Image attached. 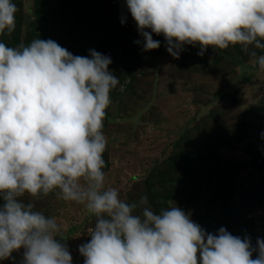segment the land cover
I'll return each instance as SVG.
<instances>
[{"label":"clouds","instance_id":"1","mask_svg":"<svg viewBox=\"0 0 264 264\" xmlns=\"http://www.w3.org/2000/svg\"><path fill=\"white\" fill-rule=\"evenodd\" d=\"M126 7L144 51L160 47L153 34L176 59L185 45L199 46V56L240 45L264 69L255 51L264 52V0H126ZM17 11L13 0H0V36L15 31ZM90 57L51 39L0 41V261L23 249L22 264H72L56 218L34 203L54 193L95 218L90 241L79 246L84 264H264V239L253 248L224 227L206 233L175 204L157 213L147 195L128 203L105 186L106 110L124 85L110 57L95 50Z\"/></svg>","mask_w":264,"mask_h":264},{"label":"rangeland","instance_id":"2","mask_svg":"<svg viewBox=\"0 0 264 264\" xmlns=\"http://www.w3.org/2000/svg\"><path fill=\"white\" fill-rule=\"evenodd\" d=\"M13 2L18 9L15 31L0 36L8 46L28 45L36 30L41 39L47 37L73 55L91 58V50L100 49L97 52L111 58L109 69L124 90H112L106 110L105 186L116 188L128 203L147 195L159 213L160 199L147 192L157 165L183 149L212 148L221 163L218 176L186 213L211 234H218L217 221L225 217L223 227L241 239L249 238L256 248L257 239H264V114L258 112L264 108V69L255 57L240 45L225 49L237 56L235 61L210 54L211 47L199 56V46L185 45L176 59L166 50L164 37L156 34L153 39L160 41V47L144 51L126 0ZM54 8L61 11L57 14ZM57 15L74 25L71 42L58 35L63 26L57 28ZM104 39L99 47L96 40ZM255 51L258 55L261 50ZM221 74L224 77H218ZM34 203L36 210L56 218L59 234L65 237L56 239L68 248L72 264H84L79 246L90 241L95 218L83 205L57 199L54 193ZM23 251L0 264H22ZM257 255L254 251L252 258Z\"/></svg>","mask_w":264,"mask_h":264},{"label":"trees","instance_id":"3","mask_svg":"<svg viewBox=\"0 0 264 264\" xmlns=\"http://www.w3.org/2000/svg\"><path fill=\"white\" fill-rule=\"evenodd\" d=\"M53 10L57 14L61 11V9L58 10V8H54ZM57 16H59L56 24L57 28L63 26V29L60 31L58 30V35L63 37L66 41L68 40L71 42L70 39H73V30L75 31L74 25L68 22L66 17L62 15ZM54 32L55 31H51L50 35L54 36ZM101 32L102 31L99 33L101 34ZM104 33H107V31L105 30ZM30 37L29 40L40 38L36 30L31 32ZM44 40H48L47 37ZM90 40L91 42L93 41V39ZM106 41L107 39H104V41L96 40V44L99 47H102ZM11 46L14 47L15 44H12ZM235 49L237 52L238 49ZM99 50L100 49L97 51ZM208 51L210 54L214 53L218 56L229 57L234 61L237 59V56L230 55L225 50L209 49ZM262 53L264 52L260 51L258 55H261ZM218 77L222 78L224 75L221 74ZM258 112L264 114V108L259 109ZM234 131H232L231 135L235 139L236 133ZM204 149L206 150H202L199 147L189 150L183 149L182 151L177 152L172 158H168L157 165L151 182H149L147 186V192L154 194L160 199L157 204V207H159L158 210L169 207L168 203H173L186 212L190 205L197 204L203 199L205 191H208V189L212 187L214 179L218 176L217 174L219 173V167L221 165L218 157L215 156L217 152L215 153L212 148ZM216 180H219V178ZM203 213L205 214V210L202 214ZM224 220L225 217L219 218L217 224L220 225V227H223L221 221L223 222Z\"/></svg>","mask_w":264,"mask_h":264}]
</instances>
